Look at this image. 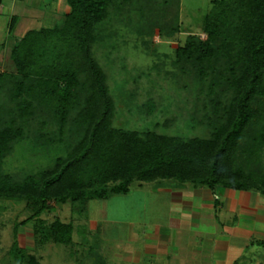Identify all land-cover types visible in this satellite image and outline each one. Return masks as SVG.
Wrapping results in <instances>:
<instances>
[{
  "label": "rangeland",
  "instance_id": "1",
  "mask_svg": "<svg viewBox=\"0 0 264 264\" xmlns=\"http://www.w3.org/2000/svg\"><path fill=\"white\" fill-rule=\"evenodd\" d=\"M12 1L15 0L4 3L11 5ZM20 2L21 14L36 0ZM213 3L214 0H110L107 18L96 27L92 52L106 72L116 102L114 126L189 138L210 137L223 122L233 97V69L218 50L222 38L209 40L205 33ZM12 14L13 11L0 14V49L5 59L10 56V47L3 46ZM52 15L47 12V19ZM47 19L44 26L56 22ZM22 22V28L37 27L35 22ZM189 43L197 49L187 48ZM67 47L61 40L50 43L41 63H54L56 54ZM0 68L3 69L1 65ZM9 87L2 96L7 108L14 107L8 99ZM85 92L79 91L80 99ZM214 102L220 103L218 110ZM255 105L264 111V98ZM77 111L78 108L69 113L64 126L54 112L40 105L26 119L18 118L16 125L22 126L25 134L5 156L0 172L24 179L66 155L83 134L75 118ZM9 117L3 116L2 123ZM263 133L264 120L252 122L237 156V166L257 179L264 177ZM154 187L155 182H135L129 192L105 199L50 201L40 216L32 215L25 200L0 198V264H105L100 247L111 253L117 239L126 238L129 221L147 218L144 210L151 208L145 205L159 199L158 194L149 191ZM56 220L72 224L69 243L52 239ZM107 258L104 255V260ZM243 264H264V242L248 252Z\"/></svg>",
  "mask_w": 264,
  "mask_h": 264
},
{
  "label": "trees",
  "instance_id": "2",
  "mask_svg": "<svg viewBox=\"0 0 264 264\" xmlns=\"http://www.w3.org/2000/svg\"><path fill=\"white\" fill-rule=\"evenodd\" d=\"M66 1L69 11L60 24L29 30L14 45L16 71H0V168L25 134L16 121L32 115L38 105L54 112L62 126L78 108L75 118L83 134L66 155L36 174L15 179L0 172V198L25 200L32 215L40 216L50 201L105 199L129 192L135 182L176 180L254 189L264 196V177L257 179L237 166L245 131L252 122L264 120V111L255 105L264 98V0H214L205 33L209 40L222 38L218 50L232 65L233 97L210 137L189 138L114 126L116 102L92 52L96 27L107 18L110 0ZM15 20L13 16L10 28ZM58 40L67 43V49L56 54L54 63H41L48 45ZM187 48L197 49L194 43ZM8 85V99L14 103L9 108L2 101ZM214 104L218 110L220 103ZM52 229L54 241L72 240L71 223L56 220Z\"/></svg>",
  "mask_w": 264,
  "mask_h": 264
},
{
  "label": "crops",
  "instance_id": "3",
  "mask_svg": "<svg viewBox=\"0 0 264 264\" xmlns=\"http://www.w3.org/2000/svg\"><path fill=\"white\" fill-rule=\"evenodd\" d=\"M18 2L10 5L0 0V14L13 11L11 16L16 17L10 28L11 17L3 44L10 47L8 59L0 49V71H16L11 51L29 30L60 24L69 11L66 0H36L20 14L22 2ZM47 12L54 15L47 19ZM46 19L56 22L44 26ZM22 20L35 22L37 27L22 28ZM149 191L159 199L145 203L151 208L144 210L147 218L129 221L126 238L117 239L111 253L100 247L105 264H243L248 252L264 242V199L258 190L164 180L155 182Z\"/></svg>",
  "mask_w": 264,
  "mask_h": 264
}]
</instances>
